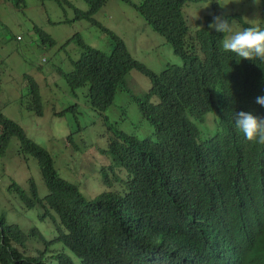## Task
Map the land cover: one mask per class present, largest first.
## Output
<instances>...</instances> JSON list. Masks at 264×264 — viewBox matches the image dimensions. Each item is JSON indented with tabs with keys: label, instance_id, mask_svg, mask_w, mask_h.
<instances>
[{
	"label": "trees",
	"instance_id": "1",
	"mask_svg": "<svg viewBox=\"0 0 264 264\" xmlns=\"http://www.w3.org/2000/svg\"><path fill=\"white\" fill-rule=\"evenodd\" d=\"M19 1L10 0L14 6ZM56 1L71 7L74 18L90 20L111 47L93 48L77 35L78 55L68 60L70 68L51 72L63 78L73 97L86 87L83 97L99 114L117 90L126 91L150 132L127 134L102 116L106 146L99 153L110 161L98 175L105 188L85 198L58 175L50 154L0 112V149L14 136L19 152L36 160L47 193L38 197L31 179L30 196L15 183L9 189L26 207L42 208L39 219L51 225L45 238L36 227L7 223L0 213V264H264V145L247 141L234 126L235 112L264 116V106L255 102L264 95V63L238 62L222 48L226 34L208 27L213 15L240 30L251 26L250 18L263 15L264 0L245 14L236 7L252 0L225 12L221 0H123L180 58L157 73L91 18L106 0H83L85 11ZM194 7L197 17L189 20L186 11ZM32 31L41 46L54 44L40 28ZM132 69L148 80L139 96L125 82ZM20 85V101L40 115L37 83L23 74ZM208 113L214 114L211 135L205 125L200 129ZM25 245L33 252H24Z\"/></svg>",
	"mask_w": 264,
	"mask_h": 264
},
{
	"label": "rangeland",
	"instance_id": "2",
	"mask_svg": "<svg viewBox=\"0 0 264 264\" xmlns=\"http://www.w3.org/2000/svg\"><path fill=\"white\" fill-rule=\"evenodd\" d=\"M65 1L81 11L87 8L83 0ZM221 1V12L241 2ZM208 2L206 0L202 5ZM253 6V2H246L236 9L245 14L246 8ZM195 12V7L186 11L189 20L196 19ZM91 18L120 37L129 54L152 72L161 71L166 64H180V58L172 52L169 44L152 31L127 2L106 0ZM248 22L264 27V11L263 15L250 18ZM33 26L46 33L54 44L41 46L32 31ZM235 29L240 30L238 27ZM77 35L93 48L108 51L111 47L109 38L90 20L74 18L72 8L56 0H21L18 6L12 5L10 0H0V112L16 122L28 138L50 154L61 178L76 184L82 195L90 198L104 190L98 174L100 168L110 161L108 156L99 153L106 146V140H102L105 134L102 116L115 122L118 129L138 137L146 136L150 127L141 120L136 105L126 91L117 90L112 103L99 114L83 97L86 87L77 88L73 97L63 78L51 72L56 67L62 70L70 68L68 60L78 55L75 53ZM68 39H71L70 42L64 44ZM23 74L30 75L38 85L42 108L40 115L28 110L20 101ZM125 82L136 96L148 88L147 78L133 69L126 73ZM60 111L62 113L57 115ZM208 114L200 129L205 125L211 135L214 114ZM67 137L72 143L67 142ZM118 173L123 175L121 171ZM29 179L36 195L43 197L47 189L36 160L29 154H21L17 139L12 136L0 149V213L7 223L16 224L22 230L36 227L47 238L51 235V225L39 219L42 208L37 205L26 207L17 192L9 189L15 183L30 196ZM115 186L113 184L111 189ZM32 250L25 245L24 252Z\"/></svg>",
	"mask_w": 264,
	"mask_h": 264
},
{
	"label": "clouds",
	"instance_id": "3",
	"mask_svg": "<svg viewBox=\"0 0 264 264\" xmlns=\"http://www.w3.org/2000/svg\"><path fill=\"white\" fill-rule=\"evenodd\" d=\"M253 3L259 5L260 0H253ZM208 27L226 34L222 41V48L224 51L232 52L239 57L238 62L241 59H248L259 60L264 63V28L253 24L236 30L234 22L230 23L220 15H213ZM255 102L264 106V95L257 96ZM208 115L210 114L205 115L204 122ZM234 126L247 141L252 144L264 145V116H257L247 111L235 112Z\"/></svg>",
	"mask_w": 264,
	"mask_h": 264
},
{
	"label": "built area",
	"instance_id": "4",
	"mask_svg": "<svg viewBox=\"0 0 264 264\" xmlns=\"http://www.w3.org/2000/svg\"><path fill=\"white\" fill-rule=\"evenodd\" d=\"M16 38H19L18 36Z\"/></svg>",
	"mask_w": 264,
	"mask_h": 264
}]
</instances>
